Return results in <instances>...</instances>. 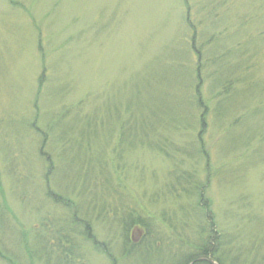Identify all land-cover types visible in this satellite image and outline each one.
<instances>
[{
  "label": "rangeland",
  "instance_id": "obj_1",
  "mask_svg": "<svg viewBox=\"0 0 264 264\" xmlns=\"http://www.w3.org/2000/svg\"><path fill=\"white\" fill-rule=\"evenodd\" d=\"M210 224L264 264V0H0V264H186Z\"/></svg>",
  "mask_w": 264,
  "mask_h": 264
},
{
  "label": "trees",
  "instance_id": "obj_2",
  "mask_svg": "<svg viewBox=\"0 0 264 264\" xmlns=\"http://www.w3.org/2000/svg\"><path fill=\"white\" fill-rule=\"evenodd\" d=\"M213 233H215V231L213 230V227L210 224L209 231H208V236H207L206 241L201 244L202 246L201 245L200 246H196V252L191 254L186 259V262L189 259H192V258L197 257V256H210L211 258H213L211 256V254L215 255V253H217V248L216 249H212V247H211L212 244L214 243V241H213V239H214L213 238ZM216 237H217V234H216ZM64 254L69 255L70 254V249L69 248H65ZM203 263H206V262H203Z\"/></svg>",
  "mask_w": 264,
  "mask_h": 264
},
{
  "label": "water",
  "instance_id": "obj_3",
  "mask_svg": "<svg viewBox=\"0 0 264 264\" xmlns=\"http://www.w3.org/2000/svg\"><path fill=\"white\" fill-rule=\"evenodd\" d=\"M199 261H205L209 264H216L215 261L209 256L194 257L191 260H189L186 264H194V263L199 262Z\"/></svg>",
  "mask_w": 264,
  "mask_h": 264
}]
</instances>
